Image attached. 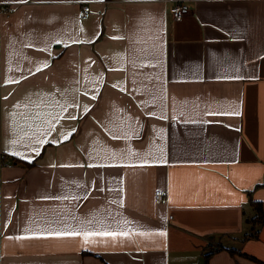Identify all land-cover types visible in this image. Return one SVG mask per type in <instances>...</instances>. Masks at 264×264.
Returning <instances> with one entry per match:
<instances>
[{
  "label": "crops",
  "instance_id": "0c3cea01",
  "mask_svg": "<svg viewBox=\"0 0 264 264\" xmlns=\"http://www.w3.org/2000/svg\"><path fill=\"white\" fill-rule=\"evenodd\" d=\"M185 1L0 0V264H264V0Z\"/></svg>",
  "mask_w": 264,
  "mask_h": 264
},
{
  "label": "snow or ice",
  "instance_id": "6c2138e0",
  "mask_svg": "<svg viewBox=\"0 0 264 264\" xmlns=\"http://www.w3.org/2000/svg\"><path fill=\"white\" fill-rule=\"evenodd\" d=\"M22 2H24V0H22ZM114 38H122V37H114ZM56 42L57 43H61L62 41L61 40H57ZM41 50L47 51V48H44V49H41ZM42 66L43 67H47V61H44L42 63ZM39 70H40V67L38 66L37 67V71H39ZM8 82H18V81H11V80L6 81V83H8ZM63 111H65V109L63 108V106H61V112H63ZM84 111L85 112L88 111V106L87 105L84 106ZM152 114L154 115V113H152ZM71 118H75V117H71ZM47 123L50 126L52 124L51 120L47 121ZM43 131L48 132L49 130L48 129H44ZM74 131H75V129H72L71 131H69L67 133V135H63L62 134L61 139H68L71 136L72 132H74ZM115 135L116 134L113 133L114 138H115ZM46 142L47 141L45 139H39L38 138L36 140L37 144H44ZM11 143L15 144V143H17V141L13 140V141H11ZM53 143H59V141L54 140ZM32 150L33 151H37V152L39 151V149L35 148V147L32 148ZM129 152L131 154V150H129ZM13 154L14 155H21L20 152H13ZM144 162L146 163L147 161H144ZM89 166H92V165H89ZM63 198L67 199L68 197H63ZM84 223L90 225V224L93 223V221L89 220V221H85ZM98 223H99V225H103L104 222L103 221H99ZM124 223H125V225L128 224L127 221H125ZM131 231H133V229H131V228H128V230H112V231H109V230H107L105 228H101L100 230H90L89 228L80 227V228H77V229L66 228V229H62V230H53V231L47 232V235H54V236H82L84 238L85 242H87L90 237H94V236H112V237L128 236ZM36 234L37 233H34V235H36ZM140 234L141 235H146V233H144V232H141ZM160 235H165V233L161 232ZM13 238L22 239V238H27V237H13Z\"/></svg>",
  "mask_w": 264,
  "mask_h": 264
},
{
  "label": "built area",
  "instance_id": "2783aa9c",
  "mask_svg": "<svg viewBox=\"0 0 264 264\" xmlns=\"http://www.w3.org/2000/svg\"><path fill=\"white\" fill-rule=\"evenodd\" d=\"M3 7L0 5V10ZM169 15L173 21H180L185 15L189 13V5L185 0H171V5L168 9ZM91 14L90 6L88 3H83L78 12L79 18L87 19ZM167 192L163 189L154 191V200L156 203H164L166 201ZM172 218V215H169Z\"/></svg>",
  "mask_w": 264,
  "mask_h": 264
},
{
  "label": "trees",
  "instance_id": "16d2710c",
  "mask_svg": "<svg viewBox=\"0 0 264 264\" xmlns=\"http://www.w3.org/2000/svg\"><path fill=\"white\" fill-rule=\"evenodd\" d=\"M21 162H24L26 163L27 165L31 166L34 164V162H25V161H21ZM254 204V207H255V216L251 219V225H252V229H251V232L246 234L244 238H248V237H257V234H258V230H259V227L262 225L263 223V212H262V207H261V203L260 202H253ZM255 227H256V230H255ZM217 249L209 252L207 255H206V261H207V258L208 256H210L213 252H215ZM229 252L230 253H238V254H241L243 256H246L247 258L249 259H252V260H255L253 257L251 256H248V255H245L244 253H241L239 252L238 250L236 249H229Z\"/></svg>",
  "mask_w": 264,
  "mask_h": 264
},
{
  "label": "rangeland",
  "instance_id": "374dc122",
  "mask_svg": "<svg viewBox=\"0 0 264 264\" xmlns=\"http://www.w3.org/2000/svg\"><path fill=\"white\" fill-rule=\"evenodd\" d=\"M249 230H250V228H249Z\"/></svg>",
  "mask_w": 264,
  "mask_h": 264
}]
</instances>
